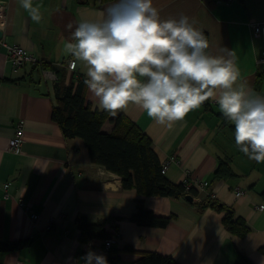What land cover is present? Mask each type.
<instances>
[{"label":"crops","instance_id":"crops-1","mask_svg":"<svg viewBox=\"0 0 264 264\" xmlns=\"http://www.w3.org/2000/svg\"><path fill=\"white\" fill-rule=\"evenodd\" d=\"M0 1L5 6L3 41L22 46L56 74V79L44 78L29 64L15 70L0 45V241H25L19 249L0 251V264H84L81 258L89 251L105 256L108 264H131L147 252L170 256L179 264H264V212L256 207L264 205V163L239 150L234 125L214 101L171 129L156 124L136 105L119 112L150 138L160 163L169 161L163 174L170 182L182 183L186 175L203 182V191L193 187L191 201L183 195L124 189L119 175L90 161L81 137H65L52 119L56 81L87 78L82 66L65 65L71 57L64 43L78 21L102 19L115 0H34L42 5L40 23L31 20L19 0ZM153 6L162 18L183 14L194 20L206 32L212 55H225V48L234 52L243 80L264 95V59L256 60L261 41L251 27L264 21V0H153ZM85 99L100 110L86 85ZM112 118L102 123V131L112 130ZM19 121L20 151L12 153L6 143ZM218 156L231 159L235 176H213ZM236 187L243 191L239 196ZM211 193L212 200L243 220V233L223 226L224 209L211 203ZM138 208L167 221L160 226L136 223L130 216ZM80 217L104 221L113 249L104 247V239L81 235Z\"/></svg>","mask_w":264,"mask_h":264},{"label":"clouds","instance_id":"clouds-1","mask_svg":"<svg viewBox=\"0 0 264 264\" xmlns=\"http://www.w3.org/2000/svg\"><path fill=\"white\" fill-rule=\"evenodd\" d=\"M19 4L33 22H41V4ZM63 47L70 67L85 70L84 84L101 111L115 117L136 105L171 129L211 100L234 125L239 150L264 163V95L243 80L234 52L208 51V39L187 15L162 18L153 0H115L102 19L78 21ZM81 259L108 264L91 251Z\"/></svg>","mask_w":264,"mask_h":264},{"label":"trees","instance_id":"trees-1","mask_svg":"<svg viewBox=\"0 0 264 264\" xmlns=\"http://www.w3.org/2000/svg\"><path fill=\"white\" fill-rule=\"evenodd\" d=\"M207 38L206 32H203ZM208 39V38H207ZM85 78H78L69 84L55 83V102L51 117L60 127L65 137H81L88 150L90 161L120 176L124 189H134L137 193L158 196H181L194 194V188H185L183 183H172L161 172V165L152 148L150 138L124 114L119 113L111 119L110 132L101 129L109 116L107 112L96 110L85 99ZM207 103V101L205 102ZM229 157L218 156L213 171L216 178L235 176ZM218 209H224L223 226L236 233L246 229L243 220L234 216L229 207L211 202ZM130 218L139 224L164 225L167 217L154 215L151 211L138 208ZM81 235L89 238H110L112 235L104 228V221L87 222L78 219ZM25 241H0V251L19 249ZM109 250L113 249L112 243ZM131 264H179L172 257L155 252L144 253ZM234 264H245L242 260Z\"/></svg>","mask_w":264,"mask_h":264},{"label":"built area","instance_id":"built-area-1","mask_svg":"<svg viewBox=\"0 0 264 264\" xmlns=\"http://www.w3.org/2000/svg\"><path fill=\"white\" fill-rule=\"evenodd\" d=\"M214 1H215V3L228 4L232 0H214ZM4 23H5V6L0 1V29ZM251 27H252L253 36L260 39V41H261V54L256 59L258 62H260L262 59H264V21L252 23ZM0 45H2L5 48L7 59L10 61L11 65L13 66V68L15 70L20 69L23 66L28 65V64L29 65H35L39 68L40 74L42 75V77L48 78V79H56L55 72L53 70H51L50 68H47L44 65V61L42 59L36 57L32 53H30L29 51L24 49L22 46H20L18 44H8V43L4 42L2 38H0ZM70 60H71V58L67 60L65 65L69 69H72L70 67ZM22 132H23V123L21 121H19L15 126L13 135L11 137H9L7 140L6 149L8 151H10L12 153H19L20 145H21V141H22V135H23ZM168 163H169L168 160H165L162 163V165H161V172L162 173L165 172ZM182 183L184 184L186 189H188L190 187H196L199 191L204 190L203 182L201 180L195 179L194 177H191L189 175H186V177L184 178ZM6 187H7V183H4V188H6ZM242 193H243V191L240 188H238V187L235 188V194L237 196L241 195ZM209 197L211 200L215 198L213 193H211L209 195ZM18 203H19V205H23V203L20 199H19ZM260 206L261 205L256 206V207L260 208ZM32 217H34V215H32ZM111 243H112L111 238H106L103 240V245L107 249L110 247Z\"/></svg>","mask_w":264,"mask_h":264},{"label":"water","instance_id":"water-1","mask_svg":"<svg viewBox=\"0 0 264 264\" xmlns=\"http://www.w3.org/2000/svg\"><path fill=\"white\" fill-rule=\"evenodd\" d=\"M2 37V30L0 29V38ZM184 198L188 201H191L192 200V196L191 194L187 193L184 195Z\"/></svg>","mask_w":264,"mask_h":264}]
</instances>
